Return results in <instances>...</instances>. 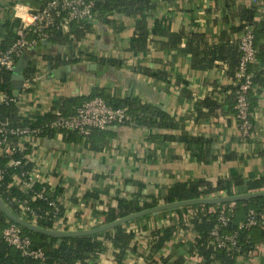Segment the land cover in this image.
<instances>
[{
  "label": "crops",
  "instance_id": "1",
  "mask_svg": "<svg viewBox=\"0 0 264 264\" xmlns=\"http://www.w3.org/2000/svg\"><path fill=\"white\" fill-rule=\"evenodd\" d=\"M46 1L0 0V47L6 35L4 25L15 24L12 31L16 34L21 20ZM150 3L154 7L140 20L149 32L155 23H160L170 32L182 34L177 48H168L166 37L149 34L144 50H131L135 19L113 14L76 23L71 29L83 32L80 38L71 34L68 41L59 43L48 37L25 54L20 73L29 85L22 86L17 96L18 120L14 123L28 118L37 121L51 111L59 113L54 106L61 105L58 102L62 99L76 100L62 106L69 115L95 93L112 102L140 100L165 111L178 123V129L167 130L113 124L103 131H93L87 138L59 132L26 144L29 168L61 208L62 221L55 227L57 231L94 228L101 220L93 215L94 211L116 207L117 196L153 197L159 206L164 204L162 197L168 188L177 183L204 180L214 186L219 179L254 180L264 176V85L258 89L254 86L252 127L245 136L233 112L234 81L228 64L220 61L210 69L195 70L191 55L181 51L191 34L202 35L207 46L236 44L245 25L240 11L253 4L249 0ZM259 13L263 17L264 9ZM259 15L254 18L256 22L262 18ZM68 30L63 29L65 34ZM257 43L263 44L264 39ZM106 61L115 63L105 64ZM29 63L35 68L31 79L23 72ZM254 65L260 68V61ZM211 94L217 106L200 107L199 102ZM182 132L208 141L207 163L193 159L183 143L176 140ZM150 136L169 140L155 141ZM182 213L186 212L167 210L134 220L129 227L136 232V253H130L123 264H149L146 257L151 232ZM190 231L176 228L173 238L155 257L171 253L173 261L181 254L183 264H203L201 258L186 255V246L172 248L193 240ZM97 264H116L111 248L103 252ZM235 264H264V238L252 253L238 257Z\"/></svg>",
  "mask_w": 264,
  "mask_h": 264
},
{
  "label": "trees",
  "instance_id": "2",
  "mask_svg": "<svg viewBox=\"0 0 264 264\" xmlns=\"http://www.w3.org/2000/svg\"><path fill=\"white\" fill-rule=\"evenodd\" d=\"M256 1L257 3L253 4V7L250 9H242L240 11V19L241 21H245V25H250L253 29L255 44L257 46L256 60L260 61V68L256 67L253 63L249 66L248 70L252 75L253 85L258 89L264 85V43L260 45L257 43L261 38L264 39V16L262 17V15H259V11L264 9V0ZM153 7L154 5L150 3V0H97L93 13L94 17L97 16L101 19H105V17L113 14H121L134 18L135 33L130 40V49L133 51L145 49L149 34L166 37L168 39L166 46L168 48H177L176 45H178L183 38L182 34H174L160 23H155L151 32H149L144 22L140 20V17L145 15V13ZM257 15L262 17L258 22L254 20L255 17H258ZM75 24L76 23H71L68 25L69 30L66 34L62 28H52L49 31L48 40L63 43L68 41L71 34L75 35L76 38H80L83 32H74L71 29ZM13 27H15L13 23H6L4 25L6 35L1 44L0 52L5 51L15 41L16 34L12 31ZM88 27V24H86V30H88ZM222 39H224V36ZM186 40V45L181 51L191 55V66L193 69L207 70L212 68L216 62H225L229 67V76L234 80L239 59L237 42L236 44L227 46L222 44L207 46L203 36L199 34H191L186 37ZM114 63L113 61H106L105 64L113 65ZM30 65L31 63L23 70L24 76L29 79H31V76H33L35 72V68ZM12 74L13 72L1 73L0 93L6 92L10 96H13L11 87ZM152 75L156 78L163 77L161 74ZM232 90L234 109L235 85ZM212 95L213 94L206 97L199 102L198 105L207 109L216 107L217 104L212 100ZM96 96L98 95L95 93L91 98ZM254 100L255 97L251 92L248 96L249 116L253 112L255 106ZM75 101L74 99H62L58 102L61 105L56 103L54 108L58 110L61 115H66L62 106H67ZM104 101L113 108L126 109L127 115L130 118V121L126 123L127 125L147 129H178V123L175 122L168 113L155 106L142 103L140 100L127 99L121 102H112L105 99ZM51 112L38 119L37 122L41 123L50 119L53 116ZM233 112L235 115V109ZM0 114L3 117L9 118L13 123L18 120L15 103L2 107ZM73 133L76 132H72V134ZM150 137L155 141L169 140V137ZM176 140L183 143L187 151L191 154V157L196 161L203 163L209 161L208 141L190 136L185 132H182ZM3 162V160H0L1 164H3ZM262 190H264V176L254 180H243L238 177L229 180L219 179L214 186L204 180H196L189 183L174 184L168 188L167 193L162 197V201L164 204H171L210 197H231ZM6 197L7 195L0 188L1 201L15 216L20 217L15 206L9 204ZM116 200V207H108L105 211H94L93 215L101 218L100 222L94 228L112 223L130 214L158 206V199L153 197L144 198L140 194H134L132 198L128 199L117 196ZM39 204V201H35L32 203V206L37 207ZM223 207L230 217L229 223L222 230L223 234H230L237 231L239 223L245 219L249 210H253L258 216L259 222L257 226L238 231V247L234 251L218 249L211 245L212 238L210 232L216 224L219 211ZM172 211L176 213L191 211V215L187 222H184L181 215H179L178 220L174 223H169L151 232L148 242V255L146 257L149 264H183V256L181 254L173 261L170 260L171 253L167 256L155 257V255L160 253L165 248V245L173 238L176 228L191 230L197 236L193 240L179 242L172 248L177 250L183 245L186 246V255L190 256L193 254L201 258L203 264H235L238 257L252 253L256 244L263 241L264 238V197L239 201L234 204H197L190 207L172 209ZM145 217L147 216L143 218ZM23 220L28 221L27 218H23ZM135 221L137 222V220ZM133 222L134 221H131L116 226L112 230L101 234L79 237L58 238L35 233L22 227L21 230L24 235L30 238L33 247L43 250L45 254V264H97L100 256L108 248H111L112 256L116 264H123L130 253H136L137 247L133 242L136 232L129 227ZM10 223L12 222L0 211V230ZM35 225L42 229H52L51 223L42 220L37 221ZM0 264L38 263L23 258L17 250L8 246L0 237Z\"/></svg>",
  "mask_w": 264,
  "mask_h": 264
},
{
  "label": "built area",
  "instance_id": "3",
  "mask_svg": "<svg viewBox=\"0 0 264 264\" xmlns=\"http://www.w3.org/2000/svg\"><path fill=\"white\" fill-rule=\"evenodd\" d=\"M97 0H47L38 10H31L27 17L22 19L16 31L15 41L3 52H0V79L2 72H13L16 62L27 54L41 41L49 37L52 28L67 29L71 23L87 22L94 18V7ZM256 4V0H249ZM239 59L235 72V119L243 135L248 136L251 130L248 96L254 91L252 75L248 68L256 61L257 46L253 29L244 25L237 38ZM29 85L24 80L23 87ZM17 97L6 92L0 93V110L11 103H17ZM130 121L124 108H113L101 97H95L83 102L69 115L54 113L53 116L41 123L35 119H26L13 123L9 118L0 114V188L7 195L9 204L15 206L22 220L27 218L28 223L34 224L42 220L52 224L55 230L61 219V208L48 192L38 182L36 176L28 166V155L25 152L26 144L34 138H42L51 133L76 132L87 138L93 131H103L108 126L124 125ZM39 184L41 187H37ZM39 201L37 207L32 203ZM191 211L182 213L181 217L187 222ZM179 218L167 221L174 223ZM230 217L225 208H221L217 221L210 232L211 245L218 249L234 251L237 249L238 231L258 225V216L249 210L245 219L239 223L237 231L223 234ZM99 222L96 223V225ZM166 224V225H167ZM95 225V226H96ZM94 226V227H95ZM192 239L196 234L190 231ZM1 239L10 247L17 250L23 258L45 264V254L42 249L35 248L30 238L22 233L21 227L10 223L0 230ZM191 239V238H190Z\"/></svg>",
  "mask_w": 264,
  "mask_h": 264
},
{
  "label": "water",
  "instance_id": "4",
  "mask_svg": "<svg viewBox=\"0 0 264 264\" xmlns=\"http://www.w3.org/2000/svg\"><path fill=\"white\" fill-rule=\"evenodd\" d=\"M25 57L26 55L17 61L16 66L13 70L12 77H11V87L13 90V95L15 97H17L18 94L20 93V90L24 82V77L21 75L20 72L22 68V62L25 59ZM47 70L50 71V68L48 67ZM258 197H264V190L259 191V192H251L248 194L231 196V197H210V198H203V199H197V200H191V201L176 202V203H171V204H163V205L156 206L154 208L143 210L138 213L130 214L124 218L118 219L112 223H109L103 226H99L96 228L83 230V231H77V232H71V231L64 232V231L48 230V229L39 228L37 225L30 224L22 220L21 218L15 216L4 205L1 199H0V211L6 216V218H8L9 221L17 224L18 226L26 230H30L32 232L43 234L46 236L61 238V237H79V236H90V235L101 234L103 232L112 230L116 226L125 224L127 222L134 221L144 216H148V215H152L158 212L172 210L176 208L190 207V206L197 205V204H204V205H220V204H227V203L234 204L239 201L255 199Z\"/></svg>",
  "mask_w": 264,
  "mask_h": 264
},
{
  "label": "rangeland",
  "instance_id": "5",
  "mask_svg": "<svg viewBox=\"0 0 264 264\" xmlns=\"http://www.w3.org/2000/svg\"><path fill=\"white\" fill-rule=\"evenodd\" d=\"M225 197V196H224Z\"/></svg>",
  "mask_w": 264,
  "mask_h": 264
}]
</instances>
